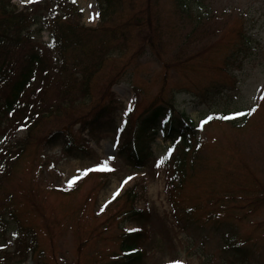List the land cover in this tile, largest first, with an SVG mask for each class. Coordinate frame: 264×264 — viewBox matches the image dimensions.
Returning a JSON list of instances; mask_svg holds the SVG:
<instances>
[{
    "label": "rangeland",
    "instance_id": "obj_1",
    "mask_svg": "<svg viewBox=\"0 0 264 264\" xmlns=\"http://www.w3.org/2000/svg\"><path fill=\"white\" fill-rule=\"evenodd\" d=\"M46 1L57 8L54 0L13 4L35 13L37 2ZM74 1L83 13L82 25H100L95 0ZM189 3L193 14L185 20L176 0L114 4L110 27L127 31L122 53L105 62L90 99L77 98L72 106L44 116L20 150L0 200L13 205L21 225L36 234L38 252H44L49 264H120L121 235L141 229L138 222L121 216L128 204L123 194L135 184L138 209L150 212L139 264H264V0ZM199 16L203 23L197 21ZM37 38L49 43V31ZM147 38L153 46L144 45ZM109 79L120 104L110 115L108 96V106L106 99L102 105L110 109L95 103ZM172 98L176 109L196 125L203 122L186 164L180 165V143L172 144L173 138L161 131L145 139L154 152L146 165L134 166L119 157V143L130 138L120 136L128 119H136L152 103L165 106ZM76 114H92V122L95 118L90 131L78 133L89 139V152L64 155L62 140L48 138L67 129ZM163 122L160 117L156 127ZM24 129L23 124L10 127L9 141L23 137ZM5 142L0 134V146ZM105 162L110 174H94ZM181 166L186 172L180 181L174 171ZM3 220L9 236L16 219L0 205ZM230 239L243 251L244 262H229ZM25 264L38 262L30 257Z\"/></svg>",
    "mask_w": 264,
    "mask_h": 264
},
{
    "label": "trees",
    "instance_id": "obj_2",
    "mask_svg": "<svg viewBox=\"0 0 264 264\" xmlns=\"http://www.w3.org/2000/svg\"><path fill=\"white\" fill-rule=\"evenodd\" d=\"M118 1L97 0L100 25L86 27L79 22L83 13L73 0H54L57 8H53L50 1L37 2L35 13L28 7L19 10L15 4H12V0H0V134L5 135L7 142L0 148L1 196L4 193V183L12 173L14 164L18 162L20 150H24L29 144L32 137L31 130L38 126L44 116L59 112L66 106H72V103L78 99H90L96 77L105 62L110 61L112 56L122 53L127 31L124 27H110L109 24L113 23V13L116 8L114 4ZM176 1L180 17L183 20L192 17L193 9L189 0ZM147 4L150 5L151 2L147 1ZM40 12L45 15H40ZM145 15H149V10H145ZM140 16H143V10ZM197 21L203 23L202 16H199ZM45 29L50 34L49 43H42L37 38V34L41 36ZM143 43L145 46H153L154 41L147 38ZM147 50L145 48L143 53L142 49L139 50V55L141 53L144 55ZM119 78L115 79V82ZM105 84L106 89L96 97L95 103L107 110L111 108L107 113L110 115L112 111L120 108V104L111 90L113 79L107 80ZM103 99H106V105L108 104L110 108L107 107L108 105H102ZM173 101L174 98L167 100L165 106L162 103H152L136 119H129L131 124L125 128V134H129L130 138L120 146L119 157L134 166L146 165L153 153L147 150L146 146L149 143L145 144V139L150 129L159 130L155 123L160 117L164 120L165 132L171 137H180L185 148L192 146L193 143L190 142L197 131L196 124L187 113L176 111ZM138 107L137 100L136 110ZM76 117L77 119L68 122L67 129L61 128L48 138V142L61 139L64 153L71 156H80L84 151L89 152L84 148L86 140L79 138L78 133L84 132L87 128L91 130L93 127L91 123L95 122V118L93 122L91 121L94 117L92 114L89 116L76 114ZM22 124L26 127V135L16 139L14 143L7 141L9 135L7 130L14 125ZM76 124H81L80 130L73 129ZM187 152L181 157L183 166L186 164ZM185 172L182 166L174 171L176 177L180 175V181L182 177L184 178ZM101 183H104V180L99 184ZM137 187L138 184H135L123 195L128 204L121 216L138 222L142 228L121 235L120 264H139L144 258L142 247L147 238L145 228L150 221V212L148 209H138L136 206ZM9 198L11 199L12 195H9ZM172 202L173 207L176 208L177 203ZM6 203V200L3 202L0 200L3 212L8 210L18 224L11 236H7L8 232L3 228L4 222L0 221V240L4 241L0 244V264H12L15 261H18L16 264H21L34 255L41 260V262L38 260V264H49L42 258L45 257L44 252L42 250L38 252L40 245L36 234L29 227L21 225L22 223L16 218L14 206ZM237 244L233 239L228 241L232 251L230 263H235L237 260L245 261L244 253Z\"/></svg>",
    "mask_w": 264,
    "mask_h": 264
},
{
    "label": "snow or ice",
    "instance_id": "obj_3",
    "mask_svg": "<svg viewBox=\"0 0 264 264\" xmlns=\"http://www.w3.org/2000/svg\"><path fill=\"white\" fill-rule=\"evenodd\" d=\"M98 170H110V169H108L107 162H105V164L102 167H100ZM128 179H131V177H129ZM126 182L127 181H125V183Z\"/></svg>",
    "mask_w": 264,
    "mask_h": 264
}]
</instances>
